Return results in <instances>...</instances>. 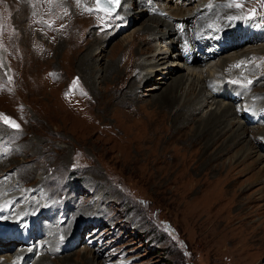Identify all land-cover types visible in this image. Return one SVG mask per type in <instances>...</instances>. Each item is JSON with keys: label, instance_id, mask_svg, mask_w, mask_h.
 <instances>
[{"label": "rangeland", "instance_id": "374dc122", "mask_svg": "<svg viewBox=\"0 0 264 264\" xmlns=\"http://www.w3.org/2000/svg\"><path fill=\"white\" fill-rule=\"evenodd\" d=\"M243 1L237 2L249 5L248 14L264 20V0ZM127 4L120 0L112 15L96 6L95 10L92 0H0V144L4 143L0 161H7L0 169L16 185L7 188L8 193L27 191L34 197L38 193L47 201L43 217L38 204L29 206L33 207L27 218L31 222L22 225L30 226L31 241L25 246L42 250L48 259L45 264H82L84 252L90 253L91 264H264L263 123L245 110L246 118L230 117L233 124L221 137L197 138L195 123L183 117L179 123V116H169L159 108V98L143 96L150 95L147 89L152 84L141 86L136 99H130L126 95L129 88L120 92L110 81L109 86L101 82L99 68L110 61L119 45L137 38L149 18L139 17L141 5L119 14ZM71 14L81 22L84 14L96 16L87 28L78 24L80 30L86 29L74 39H81L80 45L69 39L74 36L73 27L68 26ZM23 40L35 41L38 46L39 66L31 74L33 83L15 75V48ZM62 41L68 45L62 47L57 62L53 53ZM150 43L159 45L155 40ZM245 44L208 56L201 69L219 64ZM160 46L161 50L166 47L164 43ZM89 47L95 78L90 91L81 84L80 70ZM68 51L66 79L71 81L66 86L65 77L55 83L51 73L55 62L63 65L62 54ZM168 52L173 58L176 48ZM261 62H256L252 71L255 73L259 64L262 75L258 78H263L246 79L248 84L253 81L247 95L252 89L260 92L252 98L257 100L255 107L264 104ZM176 63L184 69L175 74L200 70L197 65L192 66L194 70L185 68L188 64L182 60ZM56 89L62 101L66 92L72 91L65 104L69 106L67 117L54 115L52 93ZM218 100L228 103L227 99ZM214 107L208 104L196 114H207ZM239 107L240 102L234 101L233 110L242 115ZM4 117L10 123H5ZM237 120L242 130H237ZM236 137L240 139L226 148L225 140ZM53 147L64 153L55 157ZM21 174L30 175L18 183ZM40 180L48 182L36 188ZM5 217H0V224ZM51 222V234H45L43 229L49 231ZM46 237L47 244L43 241ZM14 249L0 250V255Z\"/></svg>", "mask_w": 264, "mask_h": 264}, {"label": "bare ground", "instance_id": "6f19581e", "mask_svg": "<svg viewBox=\"0 0 264 264\" xmlns=\"http://www.w3.org/2000/svg\"><path fill=\"white\" fill-rule=\"evenodd\" d=\"M124 1L129 4L122 7L119 14L124 15L126 12L134 10L141 5L143 9L139 11V17L147 15L149 18H147L148 20L146 19V22H144L140 35L137 38L128 41L125 45H119V49L115 54H112L110 61L106 62L104 66L99 68L98 73L100 76L98 79L101 80V82H105L107 83V86H109L110 81V85L113 86V88L115 87L117 91L120 92L125 87L127 89L129 88L126 90V95L130 97V99H136L138 92H136V90H138L141 86L152 84L153 86L147 89L151 92L150 95L145 94L143 96L159 98L157 103L159 108L167 111L169 116L172 113L175 116H179L177 120L179 123H183L181 117H183L186 121L191 120L195 123L196 127H194V135L197 138L207 137L210 134H213L216 138L221 137L223 130L233 124L230 117L235 115L236 118H246L248 112L246 113L245 110L251 112L253 119L258 122L261 121L263 123L262 127H264V104L262 103L260 106L255 107L253 103L257 104V100L252 101V98L259 96L260 92H255L254 89H252L249 95L246 94L249 89L252 88L251 83L253 82L252 81L248 84L246 79H253L255 81L263 78V76L258 78V76L262 75L261 72L259 74V64L257 69H255L256 72L253 73L252 71L254 66L257 65L256 62L262 61V66L264 64L263 56L258 57L260 55H264V20H259L257 18L259 15L257 14L253 16H251V13L248 14L250 10H248L247 7L249 5L246 6L245 4L240 3L242 7H235V4L238 3L237 1L239 0H168L169 3H167L168 1L161 2V0H123V2ZM112 2L113 1L109 2L108 6L104 8L101 5L97 6L96 0H92V6L95 10L97 8L100 11L102 9L103 11L109 12L107 9ZM246 2L247 0L242 3ZM86 4L87 3H84L85 7L87 6ZM117 4L118 9L120 0ZM56 10H58V8ZM89 12H91L90 9ZM73 15L74 14H71L72 17H70L71 20L68 26L73 27L70 31L71 33L73 31L74 36L69 39L80 45L79 43H81V39L78 38L75 41L74 39L81 33H84L86 30L85 28H87L85 25H88L91 20H93V17L96 16H85L84 14L81 16L83 20L81 22L75 19V15ZM79 23H84L83 27L85 28L81 27L80 30L78 28ZM106 31L107 28L104 30V33ZM151 40L159 42V45H157L158 48L157 46L155 47L154 44L150 43ZM221 42L223 45L222 47ZM160 43L165 44V49H160L162 47L160 46ZM238 43H246L241 50H239L240 52L229 53L219 64L216 63L205 69H201V67L206 65L204 61L208 58V56H213V54H217L220 51H223L230 46H235ZM60 44L57 48H55L53 53L57 62L62 47L68 45L66 41H62ZM92 46H94V44L91 45V47ZM100 46L98 47V50ZM250 46H254L256 48L247 50ZM37 47L38 46L35 45V41L29 40H23L22 43L17 45L15 48L16 52L14 53V60L17 66V74L15 75H17V77H26L29 81L32 80L33 75L31 74L37 72V66H39L37 65L38 58H36ZM91 47L86 48L87 51L85 52V55L82 56V59L80 58V70L83 74L81 77V84L89 91L92 90L95 80L92 75L94 62L91 54ZM245 47L248 48L245 49ZM172 48H176V52L173 55L175 57L173 58L172 55L169 54L170 52H168ZM62 55L64 57L62 61L63 65H56L57 62H55L53 72L51 74L55 83H58L59 80H63L62 78L65 77V84L68 86L71 81L69 78L66 79L68 76L69 51ZM95 55H98L97 51ZM179 60L188 64L185 68H191L192 66L197 65L200 70L195 72L188 69L189 71L187 70L188 72L185 75L178 73L175 74L177 71H180L178 69H184V65L182 66L176 63V61ZM247 60H249V62H247ZM194 62L195 64H192ZM245 62L248 63L246 66ZM173 76L175 78H172ZM169 80L172 81L169 83ZM78 91L77 93L80 92ZM57 92L59 91L56 89V91L54 90V93H52V99L54 102V107H52V109L54 111V115L57 118L63 114L64 117H67L65 112H68L67 109L69 106L65 104L70 101V96H68V94H72V91L68 90L66 92L64 97L65 102L62 101L60 96L61 93ZM217 97L225 100L227 99L228 103L223 104V101L218 100ZM234 101L240 102L239 108L241 109L242 115H239L236 110H233ZM208 104L210 106L215 105L214 109H211V112L201 116L199 115L198 117L196 113ZM66 106H68L67 109ZM195 117L198 118L196 119ZM236 124L238 128L237 130H242L240 127L243 128V126L239 120H237ZM15 134L16 133H14V135ZM54 135L55 137H58L56 132H54ZM239 139V137H236V139L230 141L225 140V147L229 148ZM262 141H264V138ZM1 145H4V143L0 144V146ZM5 151L7 150H4V152ZM2 152L3 150L0 149V154ZM52 153L56 157L57 154L61 155L64 151H60L53 147ZM11 154L12 152L9 153L8 156ZM6 162L7 161H0V167L3 164L6 166ZM0 174H2V178L6 177L5 179H0V217L6 215V217L1 220L3 224H0V232L3 231V234H0V250L8 249L9 246H11V248L13 246L15 247L12 252L0 255V264H45L48 259L45 255H43L44 252L42 250H38V248L32 247V245L25 246L19 238H16L14 228L18 227V224H24L26 221L31 222V218L30 220L27 219L30 215L29 208H32L33 210L35 203L39 205L36 207L43 210L40 217L46 216L44 214V206L47 204V201H44L38 193L36 194V197L27 191L18 190L14 193H8L7 188L12 190L16 187V185L12 184V179H9L4 169H0ZM29 175L30 174H23L22 176L17 177L18 183L21 181L20 178L27 181ZM46 181L48 182V180L37 181L36 188L43 186ZM50 209L52 211V208ZM31 216H33V214H31ZM34 224L35 223H32V225ZM49 226L51 227H49V231L46 228V230L43 229L45 234H49L52 226L54 225L51 222ZM49 237L51 238V236ZM43 241H46L47 244L48 238H44ZM49 251L50 253H55V251ZM35 255L36 257L34 258ZM89 255V252L83 253L81 260L82 264H91L92 257H89ZM31 258L34 259L31 263H28Z\"/></svg>", "mask_w": 264, "mask_h": 264}, {"label": "water", "instance_id": "95a60500", "mask_svg": "<svg viewBox=\"0 0 264 264\" xmlns=\"http://www.w3.org/2000/svg\"><path fill=\"white\" fill-rule=\"evenodd\" d=\"M111 1H113L112 2V4H110V7H109V9H111V10H114L116 7H117V3H116V0H111ZM115 1V2H114ZM107 2H109V0H107ZM107 2H106V0H100V5L101 6H105L106 4H107ZM96 3H97V0H96ZM99 5V6H100ZM113 5V6H112ZM113 8V9H112Z\"/></svg>", "mask_w": 264, "mask_h": 264}, {"label": "snow or ice", "instance_id": "6c2138e0", "mask_svg": "<svg viewBox=\"0 0 264 264\" xmlns=\"http://www.w3.org/2000/svg\"><path fill=\"white\" fill-rule=\"evenodd\" d=\"M109 2H111V0H109ZM118 2H119V0H116V3H118ZM99 5H100V0H97V6H99ZM229 6H231V5H229ZM235 7L239 8V7H242V5L239 4V3H236L235 4ZM252 11L254 13L255 12V9H253ZM0 115H2V114H0ZM4 121H5V123H10V121L8 120L7 117H4ZM13 126H15V125H13Z\"/></svg>", "mask_w": 264, "mask_h": 264}]
</instances>
